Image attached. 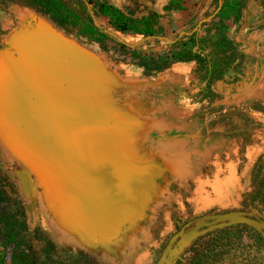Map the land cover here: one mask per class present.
Wrapping results in <instances>:
<instances>
[{
    "label": "trees",
    "instance_id": "16d2710c",
    "mask_svg": "<svg viewBox=\"0 0 264 264\" xmlns=\"http://www.w3.org/2000/svg\"><path fill=\"white\" fill-rule=\"evenodd\" d=\"M71 1L73 5H69L68 0H0V14L7 13L10 6L26 9L34 16L48 20L54 30L93 42L103 52L110 50L108 41H113L122 50L116 61L141 68L144 79L154 80L176 63L196 64L191 86L199 84L202 88L196 94L198 100L195 95L191 97L193 101L205 103L197 118L203 139H206L208 147L214 149L202 178L195 182L186 180L184 186L178 182L170 186L173 191L188 192L184 205L185 208L191 207L189 219L182 220L175 216L172 235L195 219L233 212L246 213L250 208L264 212V126L249 115L250 109L264 113V107L219 104L225 92L217 88L219 83L224 86L238 83L257 65V58L247 53L239 42L227 37L224 28L232 19L235 32H238L248 6L259 2L260 7L264 8V0L223 1L222 9L217 14L218 23L214 26L215 36H211L212 54L205 53L198 46L195 34L184 35L178 40L175 37L171 39L174 42L166 39L146 41V45L151 42L166 44L168 48L161 52L142 49L143 44L132 49L109 35L112 33L118 38L124 34L144 38L153 36L162 18L173 11L185 10L186 0H169L161 12L150 10L147 13L139 12L141 6L138 0H129V4L122 8L106 0ZM100 18L107 22L103 23ZM196 21L195 18L187 21V31L192 30ZM192 127L193 124L186 130L171 129L169 133L184 135ZM218 177L245 185L236 204L214 197L212 183ZM222 203H226V206L219 210ZM203 229L204 232L189 243L174 264H218L236 252L264 248V235L247 223ZM29 236L42 243L41 253L31 249ZM0 264L105 263L96 254L81 247L73 249L64 245L59 248L38 225L32 226L28 221L27 202L16 181L0 170Z\"/></svg>",
    "mask_w": 264,
    "mask_h": 264
},
{
    "label": "rangeland",
    "instance_id": "374dc122",
    "mask_svg": "<svg viewBox=\"0 0 264 264\" xmlns=\"http://www.w3.org/2000/svg\"><path fill=\"white\" fill-rule=\"evenodd\" d=\"M106 1L118 8L129 4V0ZM223 1L230 3L232 0ZM138 2L140 3V0ZM68 4L73 5L71 0H68ZM185 4H187L185 11L176 14H172L171 12L166 15L155 34L156 36L166 37L169 40L176 37L175 40H178V35L181 32H190L187 31V21L195 18L197 20L194 25L195 27L199 20L207 18L214 13L218 6V0H186ZM140 6H143L142 8L140 7V13L150 11L147 10L148 7L145 3H140ZM163 6L156 7L158 8L156 11L161 12ZM217 14L204 23L196 33H193L196 35L195 38L198 46L203 48V50L207 49V53L210 54L213 53L211 36H215L214 26L218 23ZM100 21L103 23L107 22L103 18H100ZM40 24L49 29L52 34L61 38V40H65L74 48L81 50L85 56L91 58V62L100 73L110 72L119 76L121 80L129 76H136L143 81L149 82L155 81L160 75L154 80L144 79L141 76V68L117 62L116 58L122 50L113 41H108L110 50L103 52L98 48L97 44L77 39L72 35H63L61 32H55L51 29L48 20L36 17L26 9H19L13 6L9 7L7 13L0 14V54H15L16 43L31 35ZM121 38L128 44L133 45L140 42L144 37L124 34L121 35ZM244 40L243 43L239 42L237 36V42L242 45V48L257 58V65L250 69L246 76L238 83L229 86H224L222 83L218 85L222 87V90L227 95H235L236 93H240V90H243L244 93L247 92L237 106L251 107L259 105L264 107V42L246 38ZM145 43L146 41L139 43L143 44L142 49L161 52L163 49L168 48L164 43L151 42L149 45ZM135 69L138 71H134ZM103 85L102 83L95 85V87L89 86V90L85 96H78L76 101L73 100L74 96L68 95L61 98V96L53 92L52 88H49L52 93L68 104L76 102L85 104L88 109L84 113L86 121L85 123L80 122L77 124L79 135L82 134L90 144L88 146L91 149L95 148V151L97 150L100 156H103L106 160L110 159L112 164L120 161L126 165L122 158H119V156L115 157L112 153L107 154V152L113 151L111 147L116 135H122V131H120L124 126L120 124L122 123V119L125 120L124 118H127V115L138 116L137 102L133 100L132 94L127 93V90L121 91L108 85V89H111V92L108 94L106 102L103 103V95H101L104 90ZM237 87L239 91L235 90ZM100 98L101 100H99ZM223 104L236 105L231 103ZM99 109H103L107 116L112 117L109 123L101 124L100 122H94L97 120L96 115ZM249 115L264 126V113L250 109ZM152 116L153 114L150 116L144 114L141 119L139 118V122L134 124V130L140 128V121L143 120H145V123H143L142 129L147 130L145 124L147 125V120L149 119L154 120ZM172 123L177 124V122ZM23 141L25 140L22 136H18V138L3 136L0 129V170L3 174L16 181L23 198L27 202L29 223L32 226L38 225L59 248L68 245L73 249L76 247L87 249L96 254L105 264H156L157 259L159 260L163 254L164 261L162 264H174L179 254L189 245L190 240L185 242L186 238L184 237L188 236L192 228L199 223L206 222L207 224L223 225L231 222L239 223L248 219L249 223L264 235V212H258L253 208H250L246 213L234 212L230 217L217 223L213 222L215 218L211 219V217L215 216L195 219L186 223L177 234L172 235L175 229V216L182 220L189 219L191 207L185 208L184 205V197L188 192L173 191L170 186L175 182H178L180 186H184L183 182L186 180L192 182L199 180L204 176L205 168L199 174L192 177L175 178L167 176L164 173L161 177L154 180L150 178L145 179L143 175L141 176L137 172V175H140L144 180L129 183L125 180V177L121 180L116 169L110 168L114 182L110 186L111 190L118 191L120 189L119 186L124 187V194L121 196V193L118 191L116 199L111 197L106 198V202L112 211V214L109 216L110 227L114 229L112 237L117 235L114 236L115 238L113 237L114 239L111 241V244L105 241L107 239L100 238L101 242H106L107 245H102L99 241L81 243L79 238H69V236L59 231V229H54L51 224L55 201L52 188L61 189L65 193H71L74 195L73 199L76 200V193L79 192L77 188L80 189V186L77 185L75 187L74 178L70 176L73 171L63 168L59 163H54L48 153H40L39 149L41 147L38 143L25 144ZM106 149L109 151H106ZM213 149L211 146L207 149V165L211 162ZM32 162L35 164H32ZM212 186L214 197L217 200L227 199L234 204L240 200V193L245 187L243 183L228 181L219 177L214 180ZM225 206L226 203H222L219 210H223ZM121 218L123 220L120 223ZM108 236L111 237V234ZM108 236L106 237L108 238ZM28 240L31 249L36 253H41L42 243L33 236H29ZM165 243L166 245L163 249ZM218 264H264V248H253L243 252H236Z\"/></svg>",
    "mask_w": 264,
    "mask_h": 264
},
{
    "label": "water",
    "instance_id": "95a60500",
    "mask_svg": "<svg viewBox=\"0 0 264 264\" xmlns=\"http://www.w3.org/2000/svg\"><path fill=\"white\" fill-rule=\"evenodd\" d=\"M222 3L223 0H218V6L212 15L199 20L190 32H181L178 35V38L196 33L204 23L213 18L221 10ZM86 5L90 8L89 4L86 3ZM37 29L38 28H36L31 35H34ZM44 29L50 33L55 40L62 43V45H65L66 49L61 52L60 48L54 46L55 51L52 52L55 54L54 60L58 59L59 61L50 63L51 67H47L44 63L40 62L41 60H38L37 63L40 64L38 70L36 69L37 64L34 63L28 70L22 71V73L19 74V76L23 75L26 83L32 86L33 89H27L26 92L21 93L14 91L12 99L9 97V99L5 100V107L8 112L5 113L3 118H0V123L3 126V129L7 130V137L18 138V136H22L26 141H23L25 144L38 143L41 147V149H39L40 153H48L54 163H59L63 168L73 171L70 176L74 178L76 186L74 184L72 185L75 187L78 185L80 186V189L77 188L79 192L76 193V200L73 199V194H66L74 201H78V199L83 196L89 197L90 199L86 206L89 207L90 204V206L93 205V207H95L96 221L100 222L99 216L101 214H106V226L110 227L109 216L112 214V211L106 202V198L108 199L111 197L116 199L118 191L121 193L120 196L124 194L123 186H119L120 189L118 191L111 190L110 186L114 182L110 168L116 169L121 180L125 177V180H127L128 183L139 182L144 179L140 175H137L135 170H131L132 172L127 171L123 168L120 161H116V163L112 164L110 159L106 160L103 156H100L99 152H97V150L95 151V148L91 149L88 146L90 144L87 139L82 134L79 135L77 132V124L80 122L85 123L86 119H84V113H86L88 109L83 103L76 102L74 104H68L61 98L62 96L69 95L74 96L73 100L76 101L78 96H85L89 90V86L95 87V85L103 83L104 90L101 95H103L102 99L104 100L103 103H105V100L108 99V94L111 92V89H108L107 80L105 81L104 74L106 72L100 73L97 68L94 67L91 58L85 56L81 50L74 48L65 40H61V38L52 34L49 29L45 27ZM51 29L54 30L52 27ZM54 31L58 32L56 30ZM105 32L108 33V31ZM109 35L115 37L119 43L125 44L132 49L140 42L150 39L163 38L169 42L175 41L169 40L166 37L153 35L145 37L140 42L131 45L112 33H109ZM21 40L16 43V51L17 45ZM45 51L46 49H41L42 53ZM68 51L70 52L68 53ZM0 55L17 57V53ZM52 66H54V69ZM60 67L66 69L64 74L65 78L70 79L72 77L77 80V83L72 84L65 79L58 78L57 70ZM49 87L53 89L55 94L57 93L61 96V98L52 93ZM25 94L31 95L28 96L29 98H25V96H23ZM99 100H101V98ZM96 119L97 120L94 122L104 124L109 123L112 120V117L107 116L103 109H99L97 110ZM106 151L108 150L106 149ZM233 213L220 214L211 217V219L215 218L213 222L217 223L220 220L230 217ZM249 222L248 219H245L243 222L239 223H247L251 225ZM218 226L221 225L207 224L206 222L196 224L188 236L184 237L186 238L185 242L189 240L191 242L203 233V228L212 229ZM163 261L164 254L159 258L156 264H162Z\"/></svg>",
    "mask_w": 264,
    "mask_h": 264
},
{
    "label": "crops",
    "instance_id": "0c3cea01",
    "mask_svg": "<svg viewBox=\"0 0 264 264\" xmlns=\"http://www.w3.org/2000/svg\"><path fill=\"white\" fill-rule=\"evenodd\" d=\"M168 1L140 0V3H145L148 7L147 10H158L156 7L165 5ZM184 6L186 7L187 4ZM183 11L185 10L173 11L172 14ZM165 17L159 21L155 32L158 31ZM263 30L264 8L260 7L259 2L251 3L248 6L238 33L235 32L233 20L228 21L224 28L227 37L237 41L238 36L239 42L242 43L245 38L259 40L263 43ZM203 51L207 53V49ZM195 68V62L176 63L151 82L143 81L136 76H129L121 80L119 76L110 72L104 74L108 85L121 91L127 90V93L132 94V98L136 100L138 106V116L127 115L125 120L122 119V123H120L124 125L120 130L122 135H116L111 147L113 151L108 152V154L112 153L113 156L122 158L126 165L123 163L121 165L127 171L135 170L145 179L150 178L151 180L161 177L164 173L170 177L187 178L199 174L207 165L208 146L206 139L202 137L197 118V114L205 105V103L197 101L199 97L196 95L202 86L199 84L191 86V82L195 78ZM217 88L222 90L220 85H217ZM186 90L191 93L187 94ZM235 90L239 91V88L237 87ZM245 93L240 90V93L235 95L224 94L219 104L238 105ZM192 95H195L197 100L193 101ZM144 114L148 116L153 114L154 120H147V125L145 124L147 130L142 129L145 120L140 121V128L134 130V124L138 123L139 118L141 119ZM172 122H177V124ZM191 124L193 127L187 134L173 135L169 133L171 129L186 130ZM136 132L138 133L136 134Z\"/></svg>",
    "mask_w": 264,
    "mask_h": 264
},
{
    "label": "bare ground",
    "instance_id": "6f19581e",
    "mask_svg": "<svg viewBox=\"0 0 264 264\" xmlns=\"http://www.w3.org/2000/svg\"><path fill=\"white\" fill-rule=\"evenodd\" d=\"M54 46L60 48L61 52L66 49L65 45L55 40L50 33L45 31L44 26L40 24L34 35H30L19 42L16 51L17 57L0 55V118H3L5 113L8 112L5 107V100L9 99V97L12 99L14 91L21 93L26 92L27 89H33L32 86L26 83L23 75L19 76L22 71L28 70L34 63L37 64L36 69L38 70L40 68V64L37 63L38 60H41L40 62L44 63L47 67H51L50 63L59 61L58 59L54 60L55 54L52 53L55 51ZM42 48L46 49L44 53L41 52ZM52 68L54 69V66ZM57 71L58 78L65 79L72 84L77 83V80L72 77L70 79L65 78L66 69L64 67L58 68ZM29 95L25 94L23 96L29 98ZM0 129L3 136L8 135L7 130L3 129L1 123ZM32 164L35 163L32 162ZM52 191L55 196L54 214L51 221L54 229H59V231L69 236V238H79L81 243L94 241H99L100 243V238L107 239L105 241H108V244L112 243L111 241H113L114 236L117 234L113 236L114 238L112 237L114 229L113 227L106 226V214L99 216L100 222L96 221L95 207L93 205L90 206V204L89 207L86 206L90 199L89 197L83 196L78 201H74L61 189L52 188ZM122 220L121 218L120 223ZM110 234L111 237L108 236ZM101 244L107 245L103 241Z\"/></svg>",
    "mask_w": 264,
    "mask_h": 264
}]
</instances>
